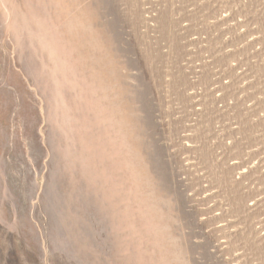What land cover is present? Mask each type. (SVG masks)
<instances>
[{
  "label": "rangeland",
  "instance_id": "1",
  "mask_svg": "<svg viewBox=\"0 0 264 264\" xmlns=\"http://www.w3.org/2000/svg\"><path fill=\"white\" fill-rule=\"evenodd\" d=\"M0 264H264V0H0Z\"/></svg>",
  "mask_w": 264,
  "mask_h": 264
},
{
  "label": "built area",
  "instance_id": "2",
  "mask_svg": "<svg viewBox=\"0 0 264 264\" xmlns=\"http://www.w3.org/2000/svg\"><path fill=\"white\" fill-rule=\"evenodd\" d=\"M196 125H197V124H196ZM182 144H184L186 147L191 146V144H189L188 140H184V141H182ZM183 157L186 158V159H185V163L189 162V160H192L188 154H185V155L183 154ZM186 176H187L186 174H182V177H181V178H184V177H186Z\"/></svg>",
  "mask_w": 264,
  "mask_h": 264
}]
</instances>
